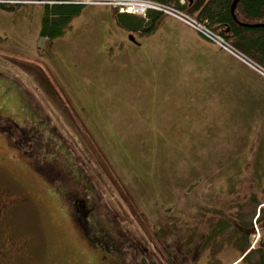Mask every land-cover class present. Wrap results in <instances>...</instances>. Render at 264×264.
Here are the masks:
<instances>
[{"label":"rangeland","instance_id":"rangeland-1","mask_svg":"<svg viewBox=\"0 0 264 264\" xmlns=\"http://www.w3.org/2000/svg\"><path fill=\"white\" fill-rule=\"evenodd\" d=\"M91 5L117 10L123 2ZM39 47V57L47 62L57 54L49 48L44 54L47 49L42 43ZM92 49L89 63L101 66L103 78L87 84V75L81 74L77 75L80 83L70 84V77L62 75L58 83L66 98L71 97L82 126L77 120L75 127L59 111L56 102L62 91L52 90L36 73L19 66L8 75L0 71V125L7 135V139L0 135V179L12 194L25 200L20 225L42 254L36 264H127V250L134 244L148 264H153L150 257L155 262L164 258L163 264H184L180 258L191 255L192 264L197 258L198 264H208L212 242L205 246L213 231L217 236L210 241L218 242L211 250L215 254L211 263L242 264L232 230L216 233L218 218L209 208L226 210L225 215L244 224L250 221V248L255 250L261 243L262 232L255 223L258 209L250 219L253 207L237 205L251 194L261 201L264 197V96L239 97L238 93L228 100L230 93L211 89L214 101L208 100L204 114L185 111L183 115L177 102L167 100L165 89L156 100L124 98L123 89L119 90L127 86L119 74L122 69L116 63L109 67L98 57L102 52L108 56L111 49L105 52L99 41ZM254 90L264 91V84H255ZM3 119H10L20 130L13 131ZM21 129L26 133V147L8 137L20 135ZM32 135L36 142L30 140ZM36 143L43 145L38 148ZM100 154L143 213L141 224L109 184L96 160ZM85 207L88 222L104 232L106 241L97 236L95 240L109 247L93 245L96 241L90 243L79 231L75 211Z\"/></svg>","mask_w":264,"mask_h":264},{"label":"crops","instance_id":"crops-1","mask_svg":"<svg viewBox=\"0 0 264 264\" xmlns=\"http://www.w3.org/2000/svg\"><path fill=\"white\" fill-rule=\"evenodd\" d=\"M44 12L43 6L19 7L13 11L0 9V53L23 60L45 61L55 85L62 82V75L68 80L70 77V84L74 81L80 83L77 75L81 74L87 75V84L101 80V66L89 63L94 56V49L91 48L99 41L105 52L111 49L108 56L104 52L98 54L100 60L108 63L109 67L116 63L122 69L119 74L127 86L124 84L119 90L123 89L124 98L147 97L156 100L159 98L158 92L165 89L167 100L173 99V105L177 102L180 113L185 115V111L204 114L208 100L214 101V91L211 89L218 94L230 93L225 97L228 100L238 93H241L239 97L249 94L253 98L256 94L264 96V91L254 90L255 84H264L263 77L237 56L172 16L157 13L148 32L142 24L137 26L133 23L135 20L141 21V17L133 16L134 19L130 20L127 15L122 23H118L116 13L111 8L85 6L71 20L63 36L49 41L40 38ZM258 28H264V25ZM92 34L95 36L93 43H90ZM232 41L235 42V37H232ZM40 43L46 46L47 52L44 54L48 53L49 48L50 53H57L56 56L48 62L45 57H39ZM1 56L0 71L8 75L10 69L18 66L4 61ZM118 60H123L122 64H118ZM91 87L87 85V88ZM69 95L72 96L71 93Z\"/></svg>","mask_w":264,"mask_h":264},{"label":"trees","instance_id":"trees-1","mask_svg":"<svg viewBox=\"0 0 264 264\" xmlns=\"http://www.w3.org/2000/svg\"><path fill=\"white\" fill-rule=\"evenodd\" d=\"M52 5L44 6L45 12L41 23V30H40V37L43 39L54 40L64 35L66 29L69 27L71 20L78 16L83 6L76 4L73 0H51ZM160 3H167V0H154ZM233 0H193L191 5L182 7V11L186 14L194 17L199 23H202L199 20L205 21L207 24V28L210 27L213 31L219 32L224 39L229 42L233 47H235L239 52L243 51L247 54L248 58L258 66L264 69V28L258 27H243L238 25L232 15H231V5ZM17 6H5L0 4V9L3 11H13L17 9ZM149 13H153L150 15ZM155 14V15H154ZM156 12L149 11L147 13L146 18L140 20H135L133 23L134 25L139 26L142 24L144 28L149 32L152 28V24L156 19ZM235 17L241 22L247 24L248 21L251 23L258 22V20H264V0H240L238 2V6L235 10ZM127 15H121L116 13V20L118 23H122L124 17ZM130 20H133L134 17L130 16ZM189 16V17H190ZM232 37H235V42L232 41ZM242 53V52H241ZM9 60L13 63H19L26 70H30L38 75V77L45 82L47 86H49L54 91H62V98L56 102L58 107L60 108L59 111L71 121L74 126H77V120L81 122L80 116L76 117L75 112L71 106L72 102L66 98L64 95V89L58 88L53 83V80L48 72V69L45 64L40 61H30L23 59L16 58V57H9ZM21 60V61H18ZM7 119V118H6ZM10 125H12V121L10 119L5 120ZM86 128L82 129V132L86 134ZM25 131L21 130L20 134L24 135ZM27 132V129H26ZM24 156V154H22ZM98 165H100L102 172L105 174L109 184L111 185L112 189L116 192V194L120 197V199L125 203L127 208L129 209L133 218L141 224V221L145 220V217L141 210L136 207L130 196L127 194L122 181L120 180L117 173L114 171L112 166L110 165L109 161L100 154L96 157ZM37 171V170H36ZM264 196V192L262 197ZM260 198L257 195L251 194L247 196L244 202H241L237 205V207H244V206H251L253 207V211L251 212L252 219L255 216V208H258L261 204L264 203L263 200H259ZM88 207H85L81 211L76 209L75 214L79 216L80 219L76 218V225L80 227L82 234L86 235V239L93 238L94 235H98L99 237L104 236V232L99 230L96 226L90 224L88 222V214L89 210ZM209 211L212 212L214 215H217L218 222L215 224L216 233L223 234L226 230H232L233 236V244L237 247L240 251V254L247 252L250 249V236L253 233L252 230V223L249 221L248 224H244L239 218L236 220L231 219L232 215H225L222 209H211ZM255 211V212H254ZM252 221V220H251ZM88 223V224H87ZM87 224V225H86ZM86 225V226H85ZM256 225L259 226L260 231L262 232V240L258 247L254 250H250L242 259V264H264V207H261L259 210V216L256 218ZM82 228V229H81ZM252 231H251V230ZM86 230V231H85ZM247 230V231H246ZM103 236H102V235ZM153 234H159L157 231L153 230ZM202 235V232L200 233ZM217 236L214 231L211 235L208 236V242L205 247L210 245L212 242V246L208 252V264H212L211 261L215 257V254H212L211 250L213 246L218 242H213V237ZM110 239V238H109ZM97 242V241H96ZM182 242V241H181ZM188 242V241H187ZM112 243V242H111ZM97 244H103L98 243ZM106 244H103V247ZM155 246V245H154ZM204 247V248H205ZM111 248V247H110ZM159 250V253L162 254L163 251L155 246ZM126 249L123 247L122 250ZM127 254H129V259H127V264H148L146 258H144V254L141 253L135 244L133 245L132 250L128 248ZM148 254V253H146ZM182 255V254H181ZM199 256V254H198ZM196 255V257H198ZM149 257V254L147 255ZM194 256L181 257L180 260L184 264H192L191 258ZM157 259V258H156ZM198 259V258H197ZM193 259V264H198L199 260ZM155 259L150 257L149 262L153 264H163L165 259H159L157 262L154 261Z\"/></svg>","mask_w":264,"mask_h":264},{"label":"flooded vegetation","instance_id":"flooded-vegetation-1","mask_svg":"<svg viewBox=\"0 0 264 264\" xmlns=\"http://www.w3.org/2000/svg\"><path fill=\"white\" fill-rule=\"evenodd\" d=\"M236 1L239 2L240 0ZM175 2H177V0H175ZM199 21L207 28L205 21ZM247 24L251 26H262L264 25V20H258V22L255 23L248 21ZM33 129L34 127L31 128V130ZM4 130L5 129L0 125V135H3V138L7 139V135L3 133ZM13 137H16V140ZM13 137H9V139L14 141L16 145L22 146L21 144L24 143L26 147V133L24 135L16 134L13 135ZM30 138L32 142L37 141L35 135H32ZM42 145L43 144L36 143L38 148ZM13 148L19 151L17 147L13 146ZM43 148H45V146ZM24 154L26 155V153ZM6 185V182L0 179V264H36V260L39 257L41 259L38 246L26 238L25 230L22 229L20 225V209H22L25 200L24 198L19 199L15 194H12L11 190H9Z\"/></svg>","mask_w":264,"mask_h":264},{"label":"built area","instance_id":"built-area-1","mask_svg":"<svg viewBox=\"0 0 264 264\" xmlns=\"http://www.w3.org/2000/svg\"><path fill=\"white\" fill-rule=\"evenodd\" d=\"M117 2H123V5L120 6L121 12H132L137 14L144 13L147 9L159 10V8L152 3L138 1V0H114Z\"/></svg>","mask_w":264,"mask_h":264},{"label":"water","instance_id":"water-1","mask_svg":"<svg viewBox=\"0 0 264 264\" xmlns=\"http://www.w3.org/2000/svg\"><path fill=\"white\" fill-rule=\"evenodd\" d=\"M191 1V0H190Z\"/></svg>","mask_w":264,"mask_h":264}]
</instances>
